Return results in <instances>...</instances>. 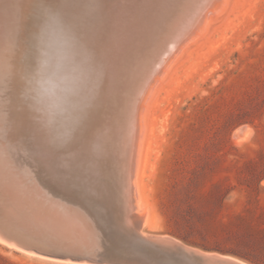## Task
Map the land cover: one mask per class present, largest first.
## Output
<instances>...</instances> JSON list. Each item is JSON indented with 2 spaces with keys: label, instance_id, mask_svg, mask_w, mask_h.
Masks as SVG:
<instances>
[{
  "label": "rangeland",
  "instance_id": "1",
  "mask_svg": "<svg viewBox=\"0 0 264 264\" xmlns=\"http://www.w3.org/2000/svg\"><path fill=\"white\" fill-rule=\"evenodd\" d=\"M59 1L62 0H54V3H59ZM76 1L70 0L71 4L69 2L63 9V14L69 15L66 17V20L70 22L67 30L77 27V24L74 25L72 22L75 21V16L72 15L75 12L74 7L79 6V1ZM88 1L83 0L85 3L82 7L86 16L82 15L80 24L87 22L85 24L89 25L87 27L84 26L85 24L83 27L78 26L85 27L91 33L82 32L84 36L88 33L87 40L90 39V42L85 43L84 39L83 43L85 44L80 43L82 46L77 43L84 37L80 32L86 30L80 28V32H77L81 34V37L77 32L74 34L77 36L74 37L71 34L73 29L66 33L70 34L69 43H67L69 45H66V49L69 48L70 51L65 49L62 52V49L58 47L60 43L56 47L51 44L55 50H52V54L54 52L57 56L52 55V57L54 56V61L57 62L53 61L48 64V61L45 65L47 71L42 85L46 86L47 82L51 83L58 69L65 64L64 62L58 65V59L62 53L66 52L64 57L69 55V58L72 56L73 60L70 59L67 66L58 72L60 76L68 69L74 70L73 67H76L74 59L82 54L83 49L78 50L83 45L91 46L96 58L99 52H102L98 46L101 24L98 22V16L105 8H113L110 9L113 12L123 0ZM97 2L99 4L105 2V7L100 6ZM89 4L98 10L94 9L97 10L94 11ZM110 5H114V7ZM99 8L102 9L99 10ZM218 9L219 11L213 12V18L212 16L209 18L208 28L206 27L204 33L199 31L206 22L204 17L200 23L198 14L185 21L179 12L180 14H175L174 19L163 27L164 31H162V27L159 28L158 30L161 32L156 30V34L144 43L145 49H147L144 50L143 55H147V57L144 56L142 67L138 68L135 75L126 79V82L125 79L122 80L121 93L125 96L126 101L120 106L119 112L114 116L107 129L99 134V144L93 140L85 141L81 135V132L88 131L82 113L89 107L85 105L83 98L78 97L79 91H74L76 96H74V101L79 103L78 109H73V118L67 121V132H62L68 134V140L64 144L65 148L62 143H59L61 151L59 148V151H56V145L55 147L51 146L54 144L47 142V137H43L45 140L42 138L43 147H46V150L44 148L45 154H48L45 158L47 160L45 167L48 170L63 168L68 171L65 172L68 174L71 171L78 172L82 169L83 171L79 172L95 174L97 177L103 178L106 176L103 172L113 174L119 162L122 161L125 187L132 189L135 200L136 209L133 208V212L142 221L139 233L156 238H176L181 241V245L194 247L196 250L198 248V251H204H200L202 253L212 252L231 256L247 264H264V0H226ZM59 11L61 10L59 9ZM87 12L90 13L89 17H87ZM91 12L97 13L91 16ZM20 18L18 11L17 32L9 31L6 41L0 44V64L2 66L0 69H3L0 70V77L4 73L3 77L6 80L4 81L3 77H1L3 81L0 80V87L2 86L0 90V104H2L0 105L2 106L0 108V139H4L0 142L3 143L1 146L4 148L6 143L7 149L11 147V142L9 143L11 139L7 131H9V123L12 121V110L7 108H13L12 104L15 101L13 98L17 97L18 89L14 85H16L17 79L19 80V71L21 64L26 60V52H29L24 47L26 44L22 35ZM84 19L88 20L84 21ZM98 23L99 25H97ZM95 29L98 30H96L98 33L96 31L93 33ZM180 29H188L190 33L186 30L180 31ZM93 34H97L96 38L92 36ZM178 34L180 35L178 36ZM57 35L61 39L68 37L65 34ZM57 35L54 39H57ZM155 36H158L156 37L158 40L154 39ZM73 38L76 42L72 40ZM174 43L177 44L174 45ZM22 44L23 46H21ZM149 49L150 51H148ZM75 51H78L77 56L71 54ZM6 52L9 55H6ZM156 56L158 57L156 58ZM91 60L92 57L89 59L90 63H92ZM156 64L160 66L159 69ZM152 68L154 69L152 70ZM166 68L169 70L166 71ZM78 74L80 75V72ZM72 76L74 78L75 75ZM151 76H154L153 79ZM56 79L57 77L54 82ZM10 81L14 85L9 83ZM146 81L150 82L146 83ZM144 84L149 86L146 88ZM49 85L47 84L48 87ZM45 86L44 88L42 86L43 90L41 88L39 91L37 90L36 94L29 95L32 101L35 98L38 100L42 95L39 103L45 98L43 108L41 107L43 113L51 108L50 105L53 101L51 96L55 95L57 90V86H53L54 89ZM76 88L78 89L77 86H74V89ZM14 90L16 91L14 92ZM51 90L53 91L51 92ZM2 93H5L3 94L5 97L2 96ZM127 97L128 99H126ZM18 98H20V94ZM147 101L149 102L147 103ZM137 102H141L142 105ZM145 103L149 107L146 106L148 111L143 123L142 113ZM19 107L23 109L22 111L26 110L25 113L29 116V110L30 113L34 111L35 114L38 105L37 108L34 105L32 110L23 103ZM3 117L5 118L3 119ZM50 117L51 115L49 120ZM131 121L134 122L133 125H131ZM45 122L47 124L48 120ZM143 124H145L146 131L142 144L145 142V146L141 144L142 159L139 162V173H136L137 162L135 157L131 158L133 147L131 139L133 138L130 139V137H134V133L136 134V131L138 133ZM36 125L33 127L34 131L37 129L36 133L34 131L30 133L31 136L34 135V138H31L34 141L39 140L38 137L42 136L40 135L42 133H39L42 126L45 127L44 130L48 126L41 123ZM130 126H134V129ZM240 127H247L249 131L244 137L237 139L235 132ZM125 145H130L128 149L131 152L126 150ZM1 146L0 150L3 149ZM65 149L63 154L62 150ZM0 152L4 155H1L4 164L11 167L8 160L12 161V159H9L4 150ZM83 154L84 156L81 157ZM77 158L81 161H78ZM25 166L27 164L24 163V166L19 164L17 167L18 170L27 169ZM3 169L5 168L3 167ZM130 173L131 175H129ZM135 176L137 187L132 182L133 179L136 181ZM112 181L115 190L125 193L118 186L121 182L119 177H114ZM9 243L0 240V264H93L49 259L29 253L15 244Z\"/></svg>",
  "mask_w": 264,
  "mask_h": 264
},
{
  "label": "bare ground",
  "instance_id": "2",
  "mask_svg": "<svg viewBox=\"0 0 264 264\" xmlns=\"http://www.w3.org/2000/svg\"><path fill=\"white\" fill-rule=\"evenodd\" d=\"M77 1H79L78 2L79 6L77 5L74 7L75 8V12H74L75 15L72 14L73 16H75V19H74L75 21H72V22L74 25L77 24V27L76 26H75L76 28L71 27V28H69V30H70L69 31V30H67V28L70 26V22L68 20H66V17H68L69 15L68 16L64 15L63 9L66 8V6L70 2V0H62V1H59V3L58 2L54 3V0H19V2H18V0H0V44H2L4 41H6L5 39L9 35V31H12L13 33L17 32V30H18V11H19V17H21L20 23L22 25V30H23L22 35L24 36V42L26 44V45H24V47L27 48L26 50H29V52L27 51L26 55H25L26 60L23 61V63L21 64V68L19 71L20 77H19V80L16 78L17 79L16 85L12 84L11 81L9 82L12 85H14V87L16 86V88H18L19 90L17 89V95L15 94L17 97L13 98L15 100V101H13V104H12L13 108L12 109L7 108L8 110L9 109L12 110V112L10 111L12 113L11 114L12 121H11V123H9V127L7 126L9 129V131H7L8 136L11 139L9 141V143L11 142V147H9V149H7L8 147L6 148V143H5L4 144L5 148H4L3 146H1L3 143L0 142V146L3 147V149H1V150H4V152L8 155L9 159H12V161L8 160V162H10L9 164H11V167H10V165H8L9 167H7L6 163H5L6 165L4 164V162L2 161V159H3L2 157L4 155L1 154V152H0V162H2L0 164V170H2L3 167L5 168L2 171H0V180H3L7 176H19L22 173L23 174H25V173L30 174L31 173V174H39L41 176H47V175H52V174H56V173L63 174L65 172H68L67 170H65L63 168H55V169L50 168L48 170L45 167V164L47 162V160L45 158L48 156V154H45L46 147H43L44 145L42 144V141L44 139L43 137H47L46 138L47 142L54 144L51 146L55 147V145H56V148H57V149H55L56 151L59 148V143H62L64 148H65L64 144L66 143V140H68V134L62 133V132H67L66 131L67 126H68L67 121H68V119L73 118V109L77 110L78 109L77 105L79 103L78 101L76 103L74 101L75 100L74 99V96H75L74 91H79L78 97L83 98V101H85V105L86 106L88 105V107H89L87 111L84 110L82 113L83 114V120H85V122L88 126V131H86V132L83 131L84 133L81 132L82 133L81 135H82V137L85 138V141H87V139L89 141L93 140L99 144V134L104 132L107 129V126L110 125L114 116L117 115V113L119 112V110L121 108L120 106L123 105L126 101L125 96L121 93L122 92V86H121L122 80L125 79V82H126V79H129V77H131L132 75H135L136 71H138V68L141 66V63L144 62V56L147 57V55H143L144 50L147 49V48L145 49L144 43L146 41H149L154 36V34H156L155 31L158 30L159 28L162 27L161 29H162V31H164L165 29L163 27H165L170 20L174 19V15L178 14L179 12L181 13V14L180 13L179 14L183 16V20H185V21L190 20V18L192 16H196L198 14L200 17L198 22L200 23L204 17L206 19V22L201 26L199 31H202V32L206 31V27L208 26V23H209L208 22L209 18L211 16L213 18V15H212L213 12L219 11V9L221 7L219 9H218V7L220 5H222L226 0H125V1L123 0L120 4L117 5V7H115V10L113 12H112V10H110L113 8H110V9L105 8L102 10V12L100 11L101 13L99 16L97 15L99 17L98 22L101 23L99 26L100 31H99L98 40H100L99 41L100 43L98 46H100L99 49H102V52H99V54H98V51H96V53L98 54L97 58L95 55H93L94 51L92 50L93 48L91 49V46L88 45L90 48L85 47V45H83V47H80V46H82V44H85L87 41L90 42L89 41L90 39L87 40L88 39L87 35H88V33L89 34H91V33L88 32V30L85 27L82 28L83 25L87 22L80 24L81 23L80 21L82 20L81 17L84 14L82 6L85 2H83V0L82 1L77 0ZM94 1H93V3H95ZM88 2H91V0H89ZM113 2H115V1H113ZM113 2H111V3H113ZM104 3L105 2H103L102 4H99V3L98 4L100 6L101 5L104 6L105 5ZM70 4H71V2H70ZM86 5L88 6V4H86ZM57 6H58V8H56ZM90 6L92 8L94 7L92 5H90ZM100 6L97 5L96 7H100ZM108 6H109V4H108ZM110 6H112V5H110ZM112 7H114V5ZM87 8H89V6ZM59 9L62 12L59 11ZM94 9L98 10V8H93V10ZM101 9L99 8V10H101ZM97 10H94V11H97ZM90 11H92V10L90 9ZM90 11H88V12H90ZM70 12H72V11H70ZM88 12H87V17H89V15H90V13H88ZM91 13H92L91 16H93L95 12L94 13L91 12ZM66 14H68V13H66ZM69 14H71V13H69ZM85 16H84V18H86ZM176 16H178V15H176ZM85 20H88V19H84V21ZM89 23H90V21H89ZM99 23L97 25H99ZM78 25H81L82 27L78 26ZM87 25H89V24H87ZM87 25L85 24L84 26L87 27ZM95 25H96V23H95ZM184 26L187 27L188 25H184ZM184 26H183V28H184ZM80 28H81V30H83V29H86V30H83L80 32L79 31ZM60 29H61V31H58ZM71 29H73L72 32H71ZM97 29H95L93 31V33ZM182 30L188 31V29H180V31H182ZM77 31H79L81 34H82V32H85V31L88 32V33H86L87 35H85L86 37L83 35L84 34L83 33L82 37L83 36L84 37L81 39V41L78 40L79 42H77L79 44L82 42V44H80V46H79L80 47L79 50H78V48H76L78 51L83 49V51L81 52L82 54L74 59V62L76 64V67H73L74 70L68 69L67 71H65V73L62 76H60V74H58V72L67 66L68 61L70 59L71 60H73V59H72V56L69 58V55H68V57H64V53L66 54V52L62 53V56H59L57 54L59 56L58 65L60 63H64V62H65V64L62 65L58 69V72H57L58 75L56 74V76H55V78L57 77L56 81L54 82V80H55V78H54V80H52L51 83L47 82L48 85L50 84L49 87L46 84V86L48 88L52 87L51 89H54L53 86H57V90H56V94L55 95L53 94L51 96V97H53V101L50 105L51 110L50 109H48V111L45 110V113H43L44 111L41 110V107L45 103V98L43 99L42 102L40 101V103H39V99L42 97V95L38 100L35 98L34 101H32V99L29 98V95L31 96L33 94H36L35 92H38L40 88L42 89V86L44 88L45 84L42 85V82H43V79H44V77L46 75V71H47V68L45 67V65L47 64L48 61H49L48 64H51V62L54 61L53 57L55 56V54H54V52L52 54L53 48L56 47L57 44L60 43V46H58V47L61 48L62 49L61 51L63 52L66 49L67 43H69L68 39L70 37V34L68 35L66 33L71 32V34L74 35V34L78 33ZM97 31H96V33H98ZM159 32H161V31H159ZM188 32H185V33H188ZM80 33H78L79 37H81ZM57 34H60L61 36H63L65 34L66 36L68 35V37L66 39L65 38L61 39V37H59ZM161 34H163V33H161ZM56 35H57V39H54L56 37ZM179 35L180 34H178V36ZM184 35H186V34H184ZM76 36L74 35V37H76ZM92 36H95V38H96L97 34L96 35L93 34ZM19 37H20V35H19ZM156 37H158V36H155L154 39ZM89 38H90V36H89ZM53 39L56 41H54ZM84 39H85V41H84L85 43H83ZM72 40H74V38ZM182 40H183V38H182ZM16 41H18V40H16ZM173 41H177V40H173ZM71 42H73V41H71ZM95 42H97V41H95ZM20 43H21V41H20ZM54 43H56V44H54ZM51 44L54 47H51ZM88 44H90V43H88ZM175 44H177V43H174V45ZM184 45H183V47H184ZM21 46H23V44ZM86 46H87V44H86ZM93 46H94V44H93ZM95 46H96V44H95ZM152 46H153V44H152ZM0 47H1V45H0ZM69 47H71V46H69ZM5 48L7 49V47H5ZM72 48H73V45H72L71 49ZM87 48H89V50H87ZM21 49H22V47H21ZM150 49L148 51H150ZM7 50H9V49H7ZM66 50L70 51L69 48ZM53 51H55V50H53ZM167 51H166V53H167ZM181 51H183V50H181ZM77 52L75 51V53L72 52L71 54H74L75 56H77V54H78ZM7 53L8 52H6V55H9ZM9 53H11V52H9ZM4 54H5V52H4ZM4 54H3V56H5ZM23 54H25V53H23ZM145 54H147V53H145ZM52 55H54V56L52 57ZM55 57H57V56H55ZM91 57H92V60H91L92 63L89 62V59ZM157 57L158 56H156V58ZM6 58H7V56H6ZM161 61H163V60H161ZM161 61H160V63H161ZM55 62H57V61H54V63ZM18 63L20 64V62H18ZM18 63H17V65H18ZM157 65L158 64H156V66ZM0 66H1V64H0ZM157 67L159 69L160 66H157ZM166 67H167V65H166ZM75 68H78V69L75 70ZM89 68H91L93 71ZM163 68H165V67H163ZM153 69L154 68H152V70ZM0 70L2 71L3 69H0ZM165 70L168 71L169 69L166 68ZM91 71H92V74H91ZM155 71H157V70H155ZM79 72H80V75L78 74ZM155 73H157V72H155ZM3 75H4V73H3ZM3 75L1 77H3ZM72 75H75L74 78ZM1 77H0V80H1ZM151 77L153 79L154 76H151ZM147 78H148V76H147ZM3 79H4V81H6L5 77H3ZM1 81H3V80H1ZM18 81H19V83H18ZM149 82L146 81V83H149ZM52 83H54V85H52ZM74 86H77L78 89L77 88L74 89ZM148 86L145 85L146 88ZM1 87H0V90H1ZM5 87H7V86H5ZM10 87H12V86H10ZM146 88H145V90H146ZM55 89H56V87H55ZM7 91L10 92L9 90H7ZM15 91L16 90H14V92ZM52 91L53 90H51V92ZM18 93L20 94V98H18V96H19ZM3 94H5V93H2V96L5 97V95H3ZM13 94H12V97H14ZM23 94H24V96L21 97V95H23ZM6 95H8V93H6ZM35 96H37V95H35ZM139 97L141 98V96H139ZM149 98L150 97H148V100H150ZM126 99H128V97ZM136 99H138V98H136ZM128 101H130V100H128ZM139 101H141V100H139ZM86 102H87V104H86ZM132 102H133V100H132ZM148 102L149 101H147V103ZM22 103L27 104V107H29V109H31V110L34 108V105L36 108L38 105V108L36 109V113L34 114V111L32 113H30V110H29V116H28L25 113L26 110L22 111L23 109H21L19 107L20 104H22ZM137 103H140V105H142L141 102H137ZM0 105H2V104H0ZM10 105H11V103H10ZM135 105H133V106H135ZM146 106L149 107V105H147L145 103L144 111L142 113L143 116L140 115V116H142L143 123L145 122V119L147 116L146 112L148 111V107L146 109ZM1 107L2 106H0V108ZM10 112H8V113H10ZM76 112H78V111H76ZM8 113H6V115H8ZM50 115H51V117H50L51 119L49 120ZM128 115H129V113H128ZM134 117H135V114H134ZM4 118L5 117H3V119ZM131 118H133V117H131ZM45 120H48L47 124H46ZM119 120H121V119H119ZM131 122H130L131 125H133L134 122L133 121H131ZM37 123L38 124L41 123L42 125L45 124V126L46 125H48V126H47L46 130H44L45 127L42 126L41 132L39 131V133H42V134H40L42 136L38 137L39 140L34 141V140H31V138H34L33 137L34 135L32 134L33 136H31L30 133H32V131H34L33 127ZM135 124H136V121H135ZM144 125L145 124L140 126V130H138V133H137V131H136V134L134 133L135 136L132 135L134 137L129 136L130 139L133 138V139H131V140H133L131 158L135 157V160L137 162L136 168H135L136 173H139L138 172L139 162H140V159H142L140 149H142L141 144H142V141L144 139L145 131H146L145 130L146 127ZM131 127L132 126H130V128ZM129 130L131 131L132 129H129ZM129 130H128V133H129ZM36 131H37V129H35L34 132L36 133ZM248 131L249 130L247 127L238 128L237 131L235 132L237 139H238V137L239 138L244 137L248 133ZM0 132H1V130H0ZM128 133H127V135H128ZM6 138L8 139V137H6ZM3 140L0 139V141H3ZM126 140L129 141L127 138H126ZM129 142L131 143V141H129ZM130 143H128V144H130ZM115 144H116V142H115ZM125 144H126V142H125ZM144 144H145V142H144ZM144 144H142V145H144ZM129 146L128 145L126 146V150L128 149ZM44 148H45V150H44ZM59 149L61 151V148H59ZM49 150H51V149H49ZM62 151L64 154V151H66V149L62 150ZM128 151H130V149H128ZM68 153H70V152H68ZM125 154H126V152H125ZM1 155H3V156H1ZM58 156L61 157L62 155H58ZM80 156L81 155H79V157ZM83 156H84V154L81 157H83ZM125 156H128V155H125ZM60 157H58V158L62 160V158H60ZM105 157H107V156H105ZM78 158H77V160L79 161L80 159H78ZM125 159L127 160V158H125ZM24 163L27 164V166H25V167H27L28 170L27 169L18 170L17 166L19 164L24 166ZM133 163H135V162L133 161ZM75 164L80 165L79 163H75ZM125 164H127V162H125ZM78 165H76V166H78ZM51 167H53V166H51ZM79 167H77V168H79ZM122 168H123V166H122V161H121V162H119V165H117L116 171L113 174H107L106 172H103V174H105L106 176H103V175H101V176H103V178L106 177V180L109 181L108 184H106L107 188H110L111 186L114 185V183L112 181V179L114 177H119V180L121 181L120 184H118L119 188H121L125 191L126 197L128 199H132V200H129L128 204H130V201H132L133 204L131 206H133L134 209H136L135 204H134L135 200H134V196H133V191H131L132 189H130L129 185H128L129 188L125 187L124 179L122 176ZM81 170L82 169L78 170V172H73V171L70 172V174L72 175V177L75 178L76 181H79V180L83 181L84 176H96L95 174L93 175V174L79 172ZM129 175H131V173ZM135 179H136V176H135ZM82 181H80V182H82ZM132 182L135 183L136 187H137V179H136V181H134V179H133ZM87 186H88V183L85 180L83 187H87ZM136 197H137V193H136ZM138 198H136V199H138ZM138 208H140V207H138ZM142 209H143V207L141 208V210ZM144 214H146V213H144ZM157 239H159L160 241H162L165 244L181 246V247H184L185 249L193 252L194 254L204 256L206 264H222L219 262L218 259H224V260L233 262L234 264H247V263L242 262L240 260H237L236 258H233L231 256H226V255L223 256L222 254L220 255V254H215L212 252L202 253L200 251H203V250L198 251V248L196 250L194 247L181 245L180 244L181 241L177 240L176 238H172V237L161 238L160 237ZM0 240L3 242L8 241V242L13 243L16 246L20 247L15 242L9 241V240L1 237V236H0ZM20 248L22 249V247H20ZM25 251H28V250H25ZM28 252L32 253L31 251H28Z\"/></svg>",
  "mask_w": 264,
  "mask_h": 264
},
{
  "label": "water",
  "instance_id": "3",
  "mask_svg": "<svg viewBox=\"0 0 264 264\" xmlns=\"http://www.w3.org/2000/svg\"><path fill=\"white\" fill-rule=\"evenodd\" d=\"M80 181L68 173H22L0 180V236L60 261L206 264L204 256L139 233L142 221L132 201L128 204L132 199L114 185L107 188L106 178L84 176Z\"/></svg>",
  "mask_w": 264,
  "mask_h": 264
}]
</instances>
